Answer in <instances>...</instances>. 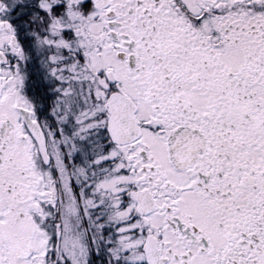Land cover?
I'll return each instance as SVG.
<instances>
[{
  "label": "snow or ice",
  "instance_id": "snow-or-ice-1",
  "mask_svg": "<svg viewBox=\"0 0 264 264\" xmlns=\"http://www.w3.org/2000/svg\"><path fill=\"white\" fill-rule=\"evenodd\" d=\"M0 264H264V0H0Z\"/></svg>",
  "mask_w": 264,
  "mask_h": 264
}]
</instances>
